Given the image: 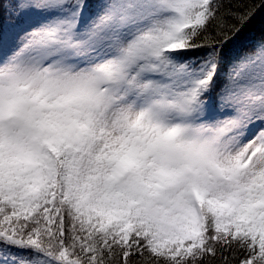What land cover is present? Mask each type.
I'll return each instance as SVG.
<instances>
[{"label": "snow or ice", "instance_id": "1", "mask_svg": "<svg viewBox=\"0 0 264 264\" xmlns=\"http://www.w3.org/2000/svg\"><path fill=\"white\" fill-rule=\"evenodd\" d=\"M264 0H0V264H264Z\"/></svg>", "mask_w": 264, "mask_h": 264}, {"label": "trees", "instance_id": "2", "mask_svg": "<svg viewBox=\"0 0 264 264\" xmlns=\"http://www.w3.org/2000/svg\"><path fill=\"white\" fill-rule=\"evenodd\" d=\"M256 2V0H254ZM264 25V10H261L258 14L253 23L249 26V32H255L259 35L261 26Z\"/></svg>", "mask_w": 264, "mask_h": 264}]
</instances>
